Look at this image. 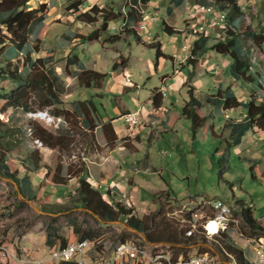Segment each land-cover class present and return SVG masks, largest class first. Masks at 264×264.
<instances>
[{"label": "rangeland", "instance_id": "374dc122", "mask_svg": "<svg viewBox=\"0 0 264 264\" xmlns=\"http://www.w3.org/2000/svg\"><path fill=\"white\" fill-rule=\"evenodd\" d=\"M93 1L86 0L82 9L84 11L90 9L88 7ZM96 1L102 6L104 4L118 3L122 0ZM166 1L170 2V0ZM40 2L47 3L49 10L44 27L39 34V38L42 39L40 43L41 52L32 53V57L54 55V66L64 81L66 92L62 96L63 104L58 108L52 106L41 108L40 102L42 100L38 91L31 89L28 95L30 104L33 107L32 111L28 112L22 108H11L6 115L1 116L2 121L7 124L5 129H7L8 135L3 141L9 144L8 161L12 170L19 167L21 172H25L23 160L28 153L38 148L42 153V164L51 167L52 170H55L57 165L60 164L63 167L64 175H67L69 165H76L82 157H87L89 153L96 149V147L90 148L87 144V132L81 127L80 120L73 113L69 114L68 118L55 114V111L60 108L73 112V100L92 99L101 113L107 112L110 116L115 114L116 107H126L134 111L138 108L139 102L144 107L143 117L147 119L149 107L151 106L149 97L156 88L162 85V78L166 76L169 88L167 87L168 97L165 99V105L170 110L167 113V117L170 118L175 112H179L178 102L182 103L183 98H187L185 90L181 88L179 83L173 90L169 86H172L177 81L179 72L177 77L173 78L172 61L166 60L165 57H160L159 63L156 64L157 48H152L148 45L156 43V36L159 35V41L164 44L166 53L172 54L175 47H177L176 52H180L184 44H189V51H191L192 43H190L188 36L185 39L184 35L166 34L162 30L161 22L151 19L149 11H145L144 18L147 22L142 27L139 35L125 34L120 41L113 44L102 42L81 44L80 47L82 48L77 50L74 49L76 44L79 45L76 34L91 30L90 25L77 21L76 14L67 12L65 8L67 0H32L31 5L35 7ZM154 3H156V0H153L152 5L149 6V8L151 7L150 11H153V13L156 12L153 7ZM186 6L187 3L181 8V12H185ZM193 11L198 15L200 14L198 8ZM221 15L223 14H219V17ZM210 17L211 15L203 14L199 16V20ZM253 17V14H249L246 18L244 16L242 24L245 26L248 25L246 24L248 22L251 24ZM170 22L171 19L169 20ZM112 23L119 25L117 21ZM180 27H183V23H181ZM258 30L261 31L260 26ZM110 32L115 33L112 30ZM35 39L36 35L32 36L31 40L33 42ZM102 40L104 42V38ZM247 44L251 47L250 55L253 62V70L259 73L260 77L261 73L263 74L261 79L263 84L261 85L264 87V39L253 42L248 38ZM73 51L79 54L78 56L86 66H101L103 72L108 73L102 88H82L79 85L75 76L78 71L77 66L66 68L67 57ZM10 54H12L11 51L5 53L3 56L4 61H6L4 57L10 56ZM120 54L128 60V71L125 69L122 72L121 68L124 65H119V68L114 69V64ZM124 61L125 59L123 58L120 62L123 63ZM196 67L198 68L197 71L201 72H204L206 68V66H201L200 64H197ZM127 74L131 79L130 81L127 79L125 82L122 77L124 79ZM184 75L188 76L187 69L184 70ZM191 82H193V79ZM237 82L246 86L244 91L247 92H251L255 87V84L252 83ZM134 84H137L138 87L128 91L124 89L126 85L134 86ZM17 86V83L9 79L0 78V92L11 91ZM231 86L240 99L243 100L244 91H242V88L238 90L235 84ZM257 90H259L258 87ZM261 93L264 94V91L261 90ZM165 95L163 96L165 97ZM171 100L175 102L176 107L169 105L168 102ZM4 103L5 100L0 99V108ZM213 111L215 116L211 118L210 123L211 125L214 124L216 132L221 133L226 119L222 110L206 105L201 110V114L208 115L213 113ZM241 112H243L242 107L230 110L228 113L229 117L238 119ZM48 115L54 117V121L48 119ZM95 118L101 124L97 114H95ZM171 120L172 129L167 132H159L150 142L144 140L140 145V152L130 153L127 160H123L121 175L116 177L117 180L122 176L137 177L139 198L136 200L131 195L130 199L138 210L137 214L139 213L140 217L150 216L162 206L165 211L172 209L173 205L170 204V201H167L170 196L167 192H160L163 190H171L174 202L177 201L180 204L189 202L191 199L196 201L220 199L227 206H230L227 208L231 210L234 219H237L235 222H230L229 233L232 239L240 247L244 249L250 248L251 253L254 252L252 244L250 245L247 240L252 236L259 237V234H251L249 228L243 223L241 214L235 211L241 210V203L245 206H251L254 218L264 226L263 138L249 132L248 136H252L253 139L244 138L242 144L232 146L228 161H225L226 143L223 142L222 138L213 136L210 130H200L194 138L191 121L182 118L180 113L173 115ZM116 121V127L119 132H128L123 116ZM33 122L40 123L54 132L58 130L59 125L64 124V131H70V137L74 140V143L70 145L69 150L65 151L52 149L44 145L40 146L36 142L37 139L32 135L33 128L31 123ZM100 129L101 127L96 128L97 137H100L99 132L102 131ZM45 147L49 149H45ZM146 157L148 158L146 159ZM247 158L254 159L257 162H249ZM130 163L134 165L131 166L132 164ZM249 165H256L254 173L262 176L255 178ZM146 166L154 170V172L146 171ZM136 167L139 169L137 173ZM32 177L34 184L39 185L40 180L36 176L32 175ZM69 182V184L56 187L48 182V186L41 190L43 197L41 196L40 200L49 201V206L42 209L32 202L22 204V196L18 193L19 186L17 183L0 175V264H57V262H52L49 258L51 246L47 245V238L50 226L58 227L61 235L74 241L79 239V233L87 232L92 234L95 247L91 256V264H95V260L111 259L115 247L124 239H136L140 242L166 248L164 246L167 245V242H151L146 237L145 232H142L145 233L142 238L123 220L105 222L93 211L80 206L76 202L78 182L75 178ZM46 193H52L53 196L47 195L48 197L46 198L44 197ZM160 196H168V199H160V203L158 199ZM130 200L126 199L125 201L130 202ZM213 207L209 206V214L216 216ZM199 208L200 206H195L193 212H196ZM146 210L147 213L145 214ZM187 210L192 209L188 208ZM206 239L204 242L200 241L187 246H183L181 243H175V245L173 242H168V244L186 249L185 252H182L180 249L170 247V251L175 257L180 254L188 256L198 253L200 248L201 252L209 251L211 255L214 252L215 255L213 256L217 262L216 264H232V261H228L221 256L215 242L211 239ZM60 242L57 239L55 244L59 245ZM251 253L249 261L253 263L255 257H252L253 254ZM120 264L140 263L123 261Z\"/></svg>", "mask_w": 264, "mask_h": 264}, {"label": "trees", "instance_id": "16d2710c", "mask_svg": "<svg viewBox=\"0 0 264 264\" xmlns=\"http://www.w3.org/2000/svg\"><path fill=\"white\" fill-rule=\"evenodd\" d=\"M32 0H0V78L9 79L18 84V86L8 92H0V99L5 100L4 105L0 108V175L5 178L14 180L20 189V194L23 198L22 204H27V201L32 202L40 208L49 206V201L40 200L42 195L41 186L37 189L33 187L29 172H36L42 168L46 169L43 183L50 182L52 185H66L71 179L76 178L78 188L76 189V202L80 206L92 210L102 220L115 221L123 220L129 227L136 229L139 232H145L146 237L151 242H173L181 243L183 246L204 242L207 239L201 233L196 232L193 236H187L185 231L172 219L166 216V211L162 206L158 211L150 216L140 217L137 214V209L133 203L123 202L121 199L109 201L104 193L94 187L95 179H91L90 168L85 157L76 165L68 166V173L64 175L62 165L58 164L55 170L51 167L42 164V153L40 149H34L28 153L23 160V168L25 174L20 176V168L12 170L8 161V143L4 142V138L8 135L5 121H2L1 116L6 115L11 108H22L25 111H32L33 107L30 104L28 92L31 89L38 91L41 98L40 107L45 108L52 106L58 108L63 104L62 96L65 94L64 81L54 66V55L32 57V53H40V43L42 39L39 34L42 31L46 16L48 14V5L45 2H40L37 6L31 5ZM153 0H122L118 3H110L104 5L94 4L88 10H83L82 6L86 0H67L66 10L72 14H76V20L88 24L91 30L87 32L77 33L78 42L80 44L102 42L113 44L120 41L125 34L139 35L142 27L146 24L144 12ZM174 5L180 6L184 0H170ZM193 3L213 5L220 13L225 15V24L222 27H216L213 23L208 30H194L192 34L196 39L192 43L191 54L188 57L187 63L194 68L200 62V57L208 51H214L221 54L230 60L226 72L229 77L236 81H244L255 84V87L263 88L259 73L253 70V62L251 60V47L247 44L248 38L257 42L259 39H264V29L258 30L259 24L242 25L241 18L243 11L237 4L236 0H192ZM172 9V7H170ZM211 15V14H204ZM212 18L214 16L211 15ZM213 20V19H212ZM113 21L123 23L118 32L111 33L110 25ZM149 22V21H148ZM162 29L169 35L179 34L183 29L171 25L164 18L162 19ZM36 35L33 42L32 36ZM104 38V42L103 39ZM212 41V42H211ZM152 48H157L158 64L160 57L171 59L162 50L160 42L151 43L148 45ZM76 49V48H74ZM11 51L12 54L8 57L3 56L6 52ZM74 51L67 57L66 68L77 66L78 71L75 76L78 79L79 85L82 88H102L105 79L108 75L93 68H88L85 63ZM125 59L123 63L120 61ZM3 62L4 65H3ZM128 63V60L120 54L114 64V69L119 68V65ZM187 64V65H188ZM195 71L190 74L187 82L188 100L184 102L181 108V116L189 119L192 123V133L195 138L202 128L207 126L210 118H213L212 113L205 115L201 114V110L206 105H211L214 108L221 109L223 112L230 111L242 107L245 110V117L242 119H234L227 117L221 133L216 132L213 125L209 126V130L215 137L222 138L226 143L225 161H228L230 149L234 145H240L243 137L248 131L264 134V94L259 93L254 89L248 94V100L243 101L237 95L232 86H220L214 93H204L197 95L196 87L191 82ZM264 90V88H263ZM165 95V92H162ZM152 101L154 108H159L163 101V96L156 90L152 93ZM73 112L64 108L55 111L57 116H65L73 113L81 122V127L86 130L87 144L90 148L99 146L97 142L96 128L99 126L98 120L95 118L97 106L92 99L73 100ZM33 128L32 135L35 139L42 142L44 146L61 151L69 150L74 140L70 137V131H64V124L59 125L56 132L44 127L40 123H31ZM102 130L107 139V146L113 147L118 141L115 128L112 120L102 124ZM227 132V134H225ZM249 162L256 163L254 159H248ZM252 169V174L255 178L260 176L256 171V165H249ZM221 174V173H220ZM262 176V175H261ZM260 176V177H261ZM264 178V176H262ZM48 185V184H47ZM171 196L172 192L168 191ZM52 197V193H46L44 197ZM241 210L235 211L240 213L243 223L251 234L260 235L264 238V226L259 223L253 216L251 206H245L241 203ZM236 210V209H235ZM90 233H79V239L83 240L92 238ZM202 237V238H201ZM59 239L60 246H66L73 242V239L66 238L59 233L58 227L50 226L48 230L47 245L53 246L56 240ZM75 240V241H76ZM124 239L119 243L129 241ZM218 246V251L222 257L234 264H251L247 259L245 252L248 250L240 247L238 243L232 239L229 231L217 235L211 239ZM118 243V244H119ZM143 244H146L143 242ZM176 245V244H175ZM171 246L174 249H180L185 252L184 247ZM158 247V245H157ZM162 246H159L160 248ZM199 252L200 248L198 249ZM215 255V253H212ZM60 264H75L73 262H60Z\"/></svg>", "mask_w": 264, "mask_h": 264}, {"label": "crops", "instance_id": "0c3cea01", "mask_svg": "<svg viewBox=\"0 0 264 264\" xmlns=\"http://www.w3.org/2000/svg\"><path fill=\"white\" fill-rule=\"evenodd\" d=\"M170 2L166 1V0H156V3H154V5H153L156 12L153 13V11H150L151 7L149 8V6L152 5V3H153V1H152L151 4L148 6L146 12L149 11V13L152 17L151 19L159 21V22H162L163 18L165 20H167L168 22L171 19V22H170L171 25H174L178 28L183 29V32L176 34V35H178V36L184 35L185 39L188 36L190 43H193V41L196 39V37L192 34V32L194 30H203V28L204 29L207 28L206 30H208V27H211L213 24L212 17H210L208 19H200L199 20V16H201L203 14H211L212 16H214L215 19H218L219 14H221L216 8H214L213 5L212 6L210 5L211 8H208L209 6L201 5V4L199 5L197 3H193L192 0H184L180 6H176L172 3L170 4ZM236 2L241 7V9L243 11L242 18L240 19L241 22H242L244 16L246 18L249 16V14H253L254 17H253V21L251 23L252 26L260 23V29H264V0H236ZM185 3H187V6H186L187 9L185 8V12H181V8L184 6ZM189 3H191V4H189ZM94 4L99 5L98 1L94 0L93 3H91V5L88 8H90ZM170 7H172V9H170ZM196 8H198V10L200 11L199 15L197 13H194V11H193ZM201 13H203V14H201ZM172 16H174V17H172ZM181 23H183V27H180ZM246 24H248V26L251 25L249 22ZM159 38H160V36L157 35L155 41L161 43L162 50L164 49L163 51L165 52L164 44L161 41H159ZM80 46H81V44L79 43V45L76 44V47H74V48H76L78 50L79 48H82ZM182 48L183 49L180 52H176L177 47H175L174 52L172 54H168L165 52L167 55L172 57L171 59H166V58L165 59L172 61L173 78H176L177 74L179 72V77H177V81L172 86L171 85H169V86L173 90L174 88L177 87L176 86L177 83H179L181 85V88L185 90V94L187 96L186 99L183 98L182 103L178 102V104H179V107H178L179 112L178 113H180V116H181L182 105L184 104L185 101L188 100L187 82H188L190 74L193 70L195 71V73L192 76V79H193L192 83L196 87L195 93L198 95H203L204 93H214V91H217V89L220 86L225 87V86H229V85L231 86L232 84H235L236 87H238V90L242 88V91H244V88L246 89V86L242 85L241 83H238L232 77H229L227 75L226 70H227L228 66L230 65V60L227 57H223L221 54H217L214 51H208L207 53H205L204 55H202L200 57L199 64L201 66L202 65L206 66V68L204 69V72H201V71H197L198 70L197 67L194 68L191 64L187 63L188 57L191 54V51H189V44L188 45L184 44V46H182ZM223 60H224V62H223ZM221 62H223V63H221ZM158 63H159V61H158ZM128 65L129 64L127 63L126 66L121 68L122 72L125 69L128 71ZM209 65H211V67H209ZM87 67L103 72L101 66L100 67H98V66L97 67L87 66ZM185 69L188 70V76L184 75ZM262 77H263V74L261 73V79H262ZM122 80H124L123 77H122ZM126 80L127 79H125V82H126ZM128 80L130 81V79H128ZM137 87H138L137 84H134V86H127L126 85L124 89L128 91L129 89H133V88H137ZM167 87H168L167 78H166V76H164L162 78V85L159 88H156L157 91L160 92L161 95L163 94L162 92H165V94H166L165 97L162 95L163 101H162L161 106L159 108H154L153 101H152V93H153L152 92L150 97H149V101L151 103V106L149 107L148 118L144 119V117H143L144 120L142 119V124L140 126H137L135 128H128L127 127L128 132H126V133H122V132H119L117 130V127H116L117 121L116 120L118 118L122 117L126 112L133 111V110H130L126 107H124V108L116 107L115 108V114L113 116H110L109 114H107V112L101 113V111L97 108L96 114L99 117V121H101V124L98 122L99 126L97 128L101 127V129H102L103 123H106V122L112 120L113 126H114L116 134L118 136V141H116V144L113 147L107 146L106 145L107 139L104 135V132H103V130L100 131L99 132L100 137H97V142H98L99 146H95L96 149L93 152L89 153L88 156L85 158H86L88 165H89V168H90L91 177L94 178L96 181V184L94 185V187L101 190L104 193V196L111 202L114 201V199H121L122 200V198H120V197L124 194H127V197H123V202H126L125 201L126 199L130 200L131 195H133V197L136 200L139 198V189H138L139 186H138L137 177H135V176H127V177L122 176L118 180L116 179V177L121 175L120 171L122 169L121 164L123 163V160H127L130 153L140 152V150H141L140 145L142 144V142L144 140H147L150 142V141H152V139H154L158 135L159 132L160 133H162V131L167 132L169 129H172L171 128V124H172L171 117L173 115H177L178 113L175 112L172 116H170V118L167 117V113L170 111L169 107L167 105H165V99L168 97ZM117 88L119 89V87H117ZM254 88L257 89V87H254ZM254 88L252 89V91L254 90ZM263 88H259L258 92L261 93V90H263ZM98 89H100V88H98ZM244 92H243L244 95H242V99H243V101H247L248 100V94L250 92H247V91H244ZM181 97H183V95H181ZM82 100H84V99H82ZM168 103H169V105L176 107L175 102H173L172 100L169 101ZM138 104H139V105H137L138 107H140V106L143 107L139 102H138ZM143 109H144V107H143ZM228 112L229 111H226V112L222 111V113L225 115L226 118L229 117ZM212 114L215 116L214 111ZM239 115H240V117L237 120L244 118L245 117L244 110ZM182 118H184V117H182ZM210 120H211V118L208 120L207 126L202 128L201 130H203V131L209 130V126L211 125ZM212 125L214 126V124H212ZM136 128H138L137 131H136ZM249 132H251L252 134H255V135H259V137H262L264 140V134L263 133H256L254 131H248L246 133V135L243 137V141H244V138H247L248 140L253 139L252 136H250V135L248 136ZM45 149H49V148L45 147ZM147 158L148 157H146V159ZM130 164H132L131 166L134 165L133 163H130ZM44 169L45 168H42L40 170H37L36 172H29L28 173L30 176V179L32 180L33 187L35 189H37L39 186H41V190H42L44 187L48 186L47 184L43 183L44 176L46 173V170H44ZM145 170L150 172V173L154 172V170H152L151 168H149L147 166H146ZM24 171H25V169H24ZM137 172H139V169L136 167V173ZM24 174H25V172H21V176H23ZM32 175L36 176L37 179L40 180L39 185L34 184ZM69 183L70 182H68L67 184H69ZM168 191H171V190H163L160 192L166 193ZM44 192H46V191L44 190ZM47 192H50V191H47ZM18 193L20 194V189H19ZM156 194H155V196H157ZM167 197L168 196H164V197L160 196V197H158V199L160 201V199H168ZM22 200H23V198H22ZM26 201L30 202L28 200H26ZM167 201H170L171 205L180 204L177 201L174 202L172 195L170 196L169 200H167ZM189 202H186V203H189ZM129 203L134 204V202H131V200ZM160 203H161V201H160ZM221 207L222 206H214L213 207L215 210L214 212L216 213L215 218L222 213ZM188 208H190L192 210H184V218L202 217L201 207L196 212L195 211L193 212V210H195L194 209L195 206L188 207ZM146 213H147V210H146L145 214ZM138 215L140 216L139 213H138ZM227 216H228V219L230 218L229 219L230 222H234L235 220L237 221V219H234L231 212L227 213ZM105 222H110V221H105ZM229 229H230V226L226 231H229ZM58 246H60V244L59 245L54 244L53 246H51V248L49 250L56 248ZM93 252H94V249H91L90 250V256H92ZM250 253H251V249L248 248V250L245 252V255H246L248 260H250ZM251 254H253L252 257H255L254 252H252ZM124 261H126V260H124ZM120 263L121 262H119L117 264H120ZM250 263L253 264L252 262H250ZM57 264H60V262H58Z\"/></svg>", "mask_w": 264, "mask_h": 264}, {"label": "built area", "instance_id": "2783aa9c", "mask_svg": "<svg viewBox=\"0 0 264 264\" xmlns=\"http://www.w3.org/2000/svg\"><path fill=\"white\" fill-rule=\"evenodd\" d=\"M203 14V13H201ZM213 19V23L216 27H220V22ZM123 23L119 25L111 23L110 29L113 32L118 31L122 27ZM125 79H131L127 74ZM44 113V112H39ZM38 113V114H39ZM46 113V112H45ZM124 120L129 128H135L142 124L143 119V107H138L134 111L126 112L124 115ZM48 119L54 121V117L48 115ZM37 142V140H36ZM38 143V142H37ZM39 144V143H38ZM94 179V178H90ZM121 197H127V194ZM200 206L202 209V217H192L184 218V210L188 207ZM209 206H227L222 200H202L196 201L191 199L189 203L173 205L172 209L166 211V216L169 219L174 220L181 229L185 231L187 236H193L196 232L201 233L208 239H213L221 233L227 231H215V224L221 223L215 220V216L209 214ZM140 235V234H139ZM142 238L144 236L140 235ZM248 243L254 248L255 260L253 264H264V238L259 235V237L252 236L247 240ZM95 241L92 238H87L83 240H76L68 243L66 246H58L50 250L49 258L52 262H73L75 264H91L90 250L94 249ZM166 248L158 249L157 245L137 241L136 239H131L119 243L109 260H95V264H117L123 262L124 260L130 261L132 263L140 264H216L215 257L210 254L209 251L199 252L185 256L180 254L175 257L170 251V244L164 246ZM219 262V260H218ZM234 264V263H232Z\"/></svg>", "mask_w": 264, "mask_h": 264}, {"label": "bare ground", "instance_id": "6f19581e", "mask_svg": "<svg viewBox=\"0 0 264 264\" xmlns=\"http://www.w3.org/2000/svg\"><path fill=\"white\" fill-rule=\"evenodd\" d=\"M218 21L220 22V27H222V25L225 24L224 23L225 22V15L224 14L221 15L218 18ZM37 142L39 143L40 146H43L41 141L38 140ZM221 210H222V213L215 218L216 221L221 222V223L215 224V231H222V230L226 231L230 226V221H229L230 218L228 219L227 213L231 212V210L224 207V206L221 207Z\"/></svg>", "mask_w": 264, "mask_h": 264}, {"label": "water", "instance_id": "95a60500", "mask_svg": "<svg viewBox=\"0 0 264 264\" xmlns=\"http://www.w3.org/2000/svg\"><path fill=\"white\" fill-rule=\"evenodd\" d=\"M92 211V210H91ZM95 213V212H94ZM96 214V213H95ZM134 231H136L138 234L142 235V236H145V233H142V232H139L137 231L136 229H133Z\"/></svg>", "mask_w": 264, "mask_h": 264}]
</instances>
